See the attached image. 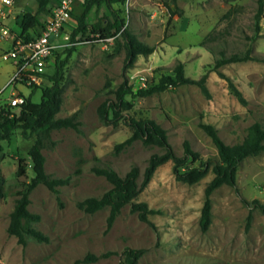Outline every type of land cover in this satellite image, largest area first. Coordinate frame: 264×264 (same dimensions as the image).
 I'll return each mask as SVG.
<instances>
[{
    "label": "rangeland",
    "instance_id": "374dc122",
    "mask_svg": "<svg viewBox=\"0 0 264 264\" xmlns=\"http://www.w3.org/2000/svg\"><path fill=\"white\" fill-rule=\"evenodd\" d=\"M27 1L31 11L34 0ZM256 6L257 0H125L121 5L125 25L139 39L154 45L151 53L138 55L124 68V49H118L113 38L106 44L91 40L75 45L65 67L62 102L56 115L78 110L80 131L72 127L53 129L52 141L42 148L46 172L68 180L58 186V195L38 184L30 192L28 204L30 211L40 215L30 224L48 239L39 241L27 235L26 243L21 244L7 231L19 187L15 182L18 158L29 160L26 151L32 142L16 131L0 151L5 178L4 195L0 197V264H120L125 246L144 248L137 264H264V213L253 208L247 225L249 206L240 197L264 200V153L240 162L236 175L239 193L225 183L212 191L211 222L206 230L200 228L199 216L204 188L213 175L212 164L195 183L176 179L171 160L160 164L137 195L155 209L148 214L149 221L139 219L125 204L107 228L108 207L87 212L76 205L86 196H100L111 185L94 166L109 165L123 175L135 164L141 182L150 154L162 150L140 140L115 148L130 134V128L121 122L104 123L98 116V105L113 95L104 87L107 80L115 88L125 74L133 88H138L156 81L162 73L173 74L178 61L184 63L188 76L199 78L207 73L208 95L198 84L184 83L137 96L128 111L159 122L178 155L183 153L184 139H188L201 160L209 158L213 163L218 159L217 148L199 126L200 120L213 123L227 143L240 141L254 120L264 127V61L247 59L218 67L242 91L244 103L229 90L227 80L212 69L220 49L229 54L250 44L252 53L264 56V35L252 41L245 37L253 33ZM260 32L264 33L263 17ZM207 35L210 37L205 39ZM13 70L14 64L2 59L0 51V100H6L10 93L8 79ZM52 70L51 59L46 72ZM43 84L33 87V100L39 101ZM16 89L23 94L31 92L21 83H16ZM31 174L28 166L27 173L18 178L28 180ZM87 253L106 254L75 263Z\"/></svg>",
    "mask_w": 264,
    "mask_h": 264
},
{
    "label": "trees",
    "instance_id": "16d2710c",
    "mask_svg": "<svg viewBox=\"0 0 264 264\" xmlns=\"http://www.w3.org/2000/svg\"><path fill=\"white\" fill-rule=\"evenodd\" d=\"M50 0H37L38 6L34 11L20 13L17 20L18 30L14 39H29L37 35L40 31L32 32L35 25L41 23V13L50 14ZM125 0H83L78 11L71 9V19L65 24L64 29L69 36L70 44L65 45L60 50H56L52 59L53 70L43 73V85H41V96L39 101L32 99L34 88L24 95V101L17 106H10L6 100H0V151L4 148V143H9L13 134L18 131L22 137L32 142L27 148L26 156L18 158L15 170V182L19 187L15 190L16 197L13 207L9 213L7 231L15 235L21 244L26 243V236H32L39 241H46L47 234L42 230L32 226L30 221H37L39 213L32 212L28 208L30 203V192L40 183L46 185L56 195L59 193V185L65 184L67 177L49 175L44 166L45 156L42 148L47 142H51V131L61 127H72L80 131L81 120L78 118L79 111L76 110L70 115L57 116L56 113L62 102L63 80L65 78V67L67 61L75 49V45L83 41H104L105 37L112 36L118 49L123 48L125 55L123 58L124 68L131 66L138 55H147L154 50V45L139 39L126 25L121 15V5ZM105 4L110 15L98 16L95 21L88 20V11L91 7H99ZM118 6V7H117ZM230 12V10H229ZM229 13L227 12L226 15ZM264 16V0H257V6L253 13V33L245 37L250 41L258 36L264 35L260 32V19ZM44 23V22H43ZM42 23V25H43ZM41 25V26H42ZM41 28V27H40ZM209 35V34H208ZM206 36L205 39L210 36ZM62 50V51H61ZM255 59L264 61V56L252 53L250 44L243 51H233L226 54L223 49L219 50V55L215 57L212 69L228 82L229 90L241 101L245 102L242 91L233 80L224 72L218 69L219 66L234 61ZM207 73L204 72L199 78H194L185 74L184 63L178 61L173 66L172 73H162L156 81L152 80L146 85L133 88L124 74L121 82L113 88L109 80L104 84L112 96L104 98L97 107L98 116L104 123H123L130 128V134L123 140L116 143L115 148L121 149L131 144L135 140H140L144 145H157L162 150L152 152L143 170L142 180L138 182L139 169L137 165H132L123 175L119 174L109 165L94 166V170L103 174L111 183L100 196L89 195L77 200L76 205L87 211L108 207L106 217L107 228L111 226L114 219L125 204H129L131 212H136L139 219L149 221L148 214L155 212L149 207L147 201L138 200L139 191L146 186L153 176L156 168L167 160L172 161V172L176 179L187 183H195L201 179L209 170L213 172L212 177L204 188V199L200 210L199 225L202 230H206L211 222V193L221 184L234 186L237 193L239 189L236 185L237 169L240 162L247 156L264 153V127L261 122L254 120L247 127L244 137L240 141L227 143L219 134L216 126L208 121L200 120L199 126L205 131L215 144L218 159L211 163V160H201L199 152L194 150L188 139L183 141V153H175L168 140L166 129L155 119L149 116H134L128 111L133 106V99L137 96H146L154 92L163 91L169 87H175L184 83L198 84L203 93L209 94L205 83ZM199 160L197 165L192 162ZM30 166L32 174L28 180L19 179L20 175L27 173ZM5 178L0 168V197L4 195ZM241 201L249 206L246 216L247 225L251 219V211L257 208L264 213V200L258 198L246 199L243 196ZM144 252V248L125 246L122 249L120 264H137L139 257ZM87 253L84 257L75 260V263L89 260H96L105 255Z\"/></svg>",
    "mask_w": 264,
    "mask_h": 264
},
{
    "label": "built area",
    "instance_id": "2783aa9c",
    "mask_svg": "<svg viewBox=\"0 0 264 264\" xmlns=\"http://www.w3.org/2000/svg\"><path fill=\"white\" fill-rule=\"evenodd\" d=\"M73 1L58 0L37 35L29 39L16 38L10 47L1 51L2 59L10 60L14 64V70L8 79V84H12L6 97L8 105L17 106L24 101V95L16 89V83L30 88L41 84L46 65L53 59L56 50L70 44L64 26L71 19ZM12 5L13 0H0V37L10 35V29L4 20ZM112 38L105 37L104 44L110 42ZM141 78L144 79L143 76Z\"/></svg>",
    "mask_w": 264,
    "mask_h": 264
},
{
    "label": "crops",
    "instance_id": "0c3cea01",
    "mask_svg": "<svg viewBox=\"0 0 264 264\" xmlns=\"http://www.w3.org/2000/svg\"><path fill=\"white\" fill-rule=\"evenodd\" d=\"M58 0H50L49 1V6L50 8L53 7V5L57 2ZM83 0H74V4H73V10H80L81 7H78L80 5V2H82ZM30 3H28L27 0H13V5L11 7V11L9 12V14L7 15V17L4 20V23L9 27L10 29V35L6 36V37H0V43L1 41L3 42L0 45V51L10 47V45L12 44L13 40H14V36H15V32L16 30H18L17 27V20L18 17L20 15V13L26 12L27 7ZM33 7L31 9V11H34L37 9L38 6V2L37 0H34L33 3ZM103 14H107L110 15V13L108 12V8L106 7L105 4H101L99 7L93 6L90 8V10L88 11V20L93 22L96 20V18L98 16H101ZM41 23L39 25H35L32 29V32L35 31H39L42 23L48 18L49 13H41ZM264 18V16H263ZM5 44V46H4Z\"/></svg>",
    "mask_w": 264,
    "mask_h": 264
}]
</instances>
